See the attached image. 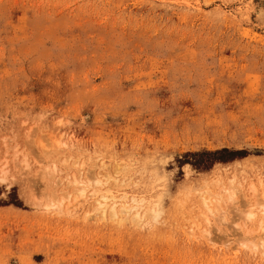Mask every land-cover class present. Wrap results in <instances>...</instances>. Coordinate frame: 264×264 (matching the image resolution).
Masks as SVG:
<instances>
[{
  "label": "rangeland",
  "instance_id": "1",
  "mask_svg": "<svg viewBox=\"0 0 264 264\" xmlns=\"http://www.w3.org/2000/svg\"><path fill=\"white\" fill-rule=\"evenodd\" d=\"M261 11L0 0V264H264Z\"/></svg>",
  "mask_w": 264,
  "mask_h": 264
},
{
  "label": "trees",
  "instance_id": "2",
  "mask_svg": "<svg viewBox=\"0 0 264 264\" xmlns=\"http://www.w3.org/2000/svg\"><path fill=\"white\" fill-rule=\"evenodd\" d=\"M225 153H228V157H224V158H218L217 157L218 155L225 154ZM203 155H207L210 158L208 160V163L200 161V162H197V163H193L192 165L197 167V168H200V169H203V170H207L215 162H227V161H230V160L234 159L237 154L236 153H231V152H229V150H226V149H224L222 151H217V152H204V153H200V154H193V156H195V157H198V156L200 157V156H203Z\"/></svg>",
  "mask_w": 264,
  "mask_h": 264
},
{
  "label": "bare ground",
  "instance_id": "3",
  "mask_svg": "<svg viewBox=\"0 0 264 264\" xmlns=\"http://www.w3.org/2000/svg\"><path fill=\"white\" fill-rule=\"evenodd\" d=\"M263 9V8H262ZM261 14H263L264 15V11H261ZM261 14H260V16H261ZM252 190H254V189H252ZM102 199H103V201L102 202H99V207H100V209L102 210V213L103 214H106L107 213V209H108V204L106 203V201L108 200V198L107 197H102ZM134 201V203H138L136 200H133ZM207 201V200H206ZM205 202V201H204ZM208 202V201H207ZM142 203V202H141ZM111 207V214L113 215V216H117L118 215V211H117V203H114L112 206H110ZM140 208V207H139ZM135 209L136 210H138L137 209V207H135ZM141 210V209H140ZM139 210V211H140ZM137 212V214H136V216H135V219H138V218H140L141 217V214H140V212ZM130 211H127V213H129ZM248 218H252V217H254V214H252V213H249L248 214V216H247ZM208 220V219H207Z\"/></svg>",
  "mask_w": 264,
  "mask_h": 264
}]
</instances>
